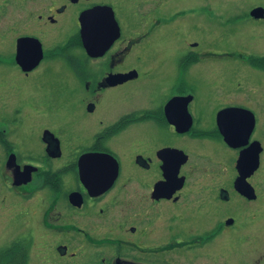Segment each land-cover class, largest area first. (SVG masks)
<instances>
[{"label":"flooded vegetation","instance_id":"af4514ba","mask_svg":"<svg viewBox=\"0 0 264 264\" xmlns=\"http://www.w3.org/2000/svg\"><path fill=\"white\" fill-rule=\"evenodd\" d=\"M172 1L0 0V42L9 40V47H0V63L10 67L0 72V125H10L0 127V162L10 177L5 182L14 188L37 175L41 179L38 187L50 204L42 211V225L57 237L53 254L61 264H264V86L258 93L254 87V95H238L237 89L220 86L227 81L215 73L224 71L212 69L216 88L205 99L211 111V126L205 128L194 78L207 61V48L192 38L200 39L205 29L204 7L179 0L168 11ZM256 7L262 6H252L242 18L262 23L264 12L251 15ZM67 14L70 30L47 45ZM82 14L103 25L112 19L118 35L105 52L86 51ZM176 25H190L180 53L148 57L141 52L156 28ZM27 37L40 42L41 58L25 70L16 55L17 40ZM230 47L219 45L216 61L231 62L232 83L243 69L264 71V52L253 46L241 51L237 44V52H231ZM47 60L64 72L58 87L49 90L56 100L41 101L40 94L38 104L24 103L21 94L8 90L12 77L27 87L26 77L41 71ZM24 104L40 117L41 111L48 114L49 122L37 125L39 148L29 149L18 131L24 116L15 111L26 109ZM62 110L76 113L58 128L51 126ZM222 128L230 129V144ZM209 140L226 151L206 161L190 160L191 152L203 156L202 145ZM244 151L246 162L254 163L257 154L256 167H244L249 196L235 186ZM84 157L96 176L86 183L79 176ZM109 157L117 163L112 181ZM25 168H33L31 180L16 184Z\"/></svg>","mask_w":264,"mask_h":264},{"label":"rangeland","instance_id":"374dc122","mask_svg":"<svg viewBox=\"0 0 264 264\" xmlns=\"http://www.w3.org/2000/svg\"><path fill=\"white\" fill-rule=\"evenodd\" d=\"M178 1L179 0L172 1L167 10L174 11L178 6ZM185 3H200V5L204 7V12L201 17L205 29L202 30L200 39L195 35L194 37L192 36V38L198 39L199 42L207 48V61H204L201 66L198 67V71L195 72L197 76L194 80L201 95L199 101L202 104L198 106L201 108L202 115L205 118L204 126L205 128H210L211 123L208 121V112L210 108L205 104V99L208 98L209 92L216 88L215 79L210 77L212 69L224 71L222 74H220V71L215 73L216 76L221 75L227 81H222L220 86L224 88L233 87L237 89L238 95L245 91H251L254 95L255 93L253 90H255V88H257L258 93V88L261 90L264 86V71L251 70V72H247L246 69H243L244 71L239 73L237 81L232 83V71L230 70L232 69L230 66L231 62L216 61L219 45L226 42L232 45V47H230L231 49H229L231 52H237L233 50L235 44L242 47L241 51L249 50L248 47L251 49L253 46L255 52H264V21L257 24L255 21L252 22L242 18L244 13L252 6L259 5L264 7V0H185ZM189 19L191 20V18L186 16L184 21L190 22ZM212 21H214V23ZM70 22L69 14L62 15L61 22L57 26L56 33L53 37L55 39L49 37L46 41L47 45L54 42L57 38H62L66 34V30H70ZM176 26H172L173 28H156L153 39L147 42V45L141 49V52L148 57L161 54L180 53L184 41L187 38V31H189L190 28L188 29V27L190 25ZM8 41L7 39V42ZM7 42H0V47H9V45H5ZM221 47L223 48V46ZM8 65L9 63H0L1 74L7 73L4 70L10 69ZM58 68L59 67H56L53 62L47 60L41 66V71H37L26 77L27 87L23 84L24 80L19 83L16 82L17 78L14 77L15 82H13L12 77L10 81L13 86L9 85V88H11L8 90L12 92L15 90V95L21 94L20 98L24 103H30V101L33 100L38 104L37 98L40 94L41 101H54L56 100V96L50 93L49 90L58 87L60 84V80L58 79H61V75L64 73ZM217 78L221 79L222 77ZM144 85L151 86V82H145ZM7 102L12 103L8 98ZM11 105L12 104L8 105V107L11 108ZM23 106L26 107L25 104ZM31 106L32 105H29V108L26 107V109L24 107L21 108L20 113L15 111V116L20 114L24 116L22 118L24 121L23 125H19L18 131L21 136L27 137L29 149L40 147L38 142L40 135V128L37 126L38 122H41V124L49 122L48 114L41 111L40 117L37 110ZM193 108V111H197L195 107ZM74 112L76 113V110ZM74 112L72 110L68 112L62 110L60 114L53 115L55 121L51 123V126L58 128L59 122L63 123V119L70 120ZM17 126L18 125H16L14 121L13 127ZM0 127L7 130L10 125L2 124ZM189 145L190 148H197L196 142L189 141ZM202 149L203 156H199L197 152H191L189 153L190 160L206 161L212 154H217L224 150L226 151L220 142H213L210 140L202 145ZM1 163L2 162H0V171L3 173L4 177L0 173V249L16 238H20L29 244L28 260L26 264H61L62 260L60 261L53 254V246L58 241L57 237L53 232H44L43 227H49L47 225H42V211L47 210L50 204L47 194L44 193L43 197L41 195V189L38 187L41 179L36 174L37 176L27 186L20 189L14 188L5 182V180L10 182V177ZM258 177H260L259 173L254 176V180L260 179ZM48 223L50 226L54 225V221L48 220Z\"/></svg>","mask_w":264,"mask_h":264},{"label":"water","instance_id":"95a60500","mask_svg":"<svg viewBox=\"0 0 264 264\" xmlns=\"http://www.w3.org/2000/svg\"><path fill=\"white\" fill-rule=\"evenodd\" d=\"M263 8L262 7H256L251 11V15L254 17H262L263 15ZM87 15H81L80 17V23H81V39L83 46L85 47L86 51L88 53H102L105 52L106 49L110 46L116 35H118L117 28L114 26V23L112 19H110L109 24H99V23H91L86 18ZM110 17V15H109ZM104 32V34H101V32ZM28 56V57H27ZM41 58V44L40 42L33 38V37H27V38H19L17 40V55L16 60L21 65L23 69H30L32 68ZM229 111V109H226ZM226 113V114H225ZM223 113L226 115V117H230V112ZM222 133L224 136L225 141L227 143H231V133L230 129H224L222 128ZM54 146V144H53ZM57 147V144H56ZM54 146V148H56ZM247 152L244 151L240 154V160H243L242 166L243 168L240 170V178L237 179L236 182V188L240 193H242L245 196H249V189L248 185L245 182V176L248 174V172H245L244 167L247 165L248 168L254 169L256 167V160H257V154H255V162H246L244 161L247 157ZM108 157L105 158V160ZM87 157H84L80 163L79 168V176L82 182L86 183L89 178L95 174L91 173L87 170ZM109 163H110V181L114 180L116 173H117V163L112 157H109ZM33 170L25 168L22 172H26L25 175H23V178H21L18 181H15L16 184L20 183H26L29 180H31V176L28 174Z\"/></svg>","mask_w":264,"mask_h":264},{"label":"trees","instance_id":"16d2710c","mask_svg":"<svg viewBox=\"0 0 264 264\" xmlns=\"http://www.w3.org/2000/svg\"><path fill=\"white\" fill-rule=\"evenodd\" d=\"M28 249V242L16 238L0 249V264H26Z\"/></svg>","mask_w":264,"mask_h":264}]
</instances>
